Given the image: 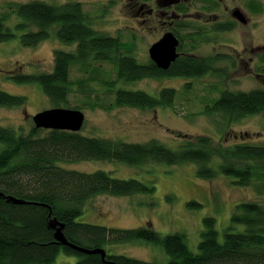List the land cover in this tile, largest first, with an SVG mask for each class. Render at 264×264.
<instances>
[{"label": "trees", "instance_id": "trees-1", "mask_svg": "<svg viewBox=\"0 0 264 264\" xmlns=\"http://www.w3.org/2000/svg\"><path fill=\"white\" fill-rule=\"evenodd\" d=\"M142 1V5H146L149 0ZM163 2L162 8L170 12V32L179 41V56L167 70L159 69L151 60L139 63L131 55L132 48L119 36L95 28L94 19L79 2L7 3V10L0 12V44L19 38L22 47L35 48L54 36L60 43L74 46L72 51L54 52L51 72L16 74L10 79L15 83L39 85L55 108L66 106L72 92L87 100L94 96L95 100L86 104L93 110L134 108L145 111L173 107L175 89L162 88L157 95H150L123 86L144 79L224 75V71L212 68L207 59L192 51L200 43H216L218 35L232 32L237 23L224 20L199 26L184 18L176 20V14H187V8H178L170 0ZM205 3L203 9L208 13L218 9L214 0ZM246 7L253 14L262 12L260 0H247ZM185 46L190 49L184 51ZM100 63L112 66L115 79L105 77ZM73 66L79 68L81 77L70 78ZM257 76L264 77V56ZM96 85L103 88L104 95L113 98L110 103H99ZM189 86L190 82L184 88L189 90ZM24 104V97L0 91V108ZM203 113L219 115L225 127L249 116L261 115L264 119V89L221 91ZM81 161L113 162L136 168L153 164H192L196 166L199 179L228 177L234 186L252 188L258 195L264 193V144L236 143L218 148L210 138L195 136L172 149L157 140L127 143L87 137L79 132L32 127L24 133L0 127V192L24 201L15 204L0 198V264H53L60 253L77 256L78 264H105L98 254L86 255L60 245L50 226L53 219L63 225L62 232L69 243L87 249H103L106 259L117 264H154L106 251V247L136 242L160 247L168 257V264H264V202L235 205L231 224L222 232L221 239L215 220L204 218L196 252L189 249L181 233L162 235L150 226L116 229L79 222L86 205L97 196L152 195L155 191L152 182L118 179L105 171L84 173L58 166ZM188 207L198 208L199 205L189 202ZM237 225L243 226V231H234Z\"/></svg>", "mask_w": 264, "mask_h": 264}, {"label": "rangeland", "instance_id": "rangeland-1", "mask_svg": "<svg viewBox=\"0 0 264 264\" xmlns=\"http://www.w3.org/2000/svg\"><path fill=\"white\" fill-rule=\"evenodd\" d=\"M29 1L34 0H0V12L7 10L5 6L9 2ZM39 1L54 5L67 1L81 3L83 10L94 19L95 28L105 34L119 36L126 46L132 48L131 55L139 63L150 60L149 47L171 31L170 12L162 8L163 0H149L146 5H142V0ZM214 1L219 2L218 9L205 13L198 9L201 4L186 0L184 4L189 10L187 15H180V18L193 21L199 26L206 23L205 26H210L213 22L236 21L232 16L236 10L244 15L246 24L237 22L232 32L218 35L216 43H200L192 51L207 59L212 68L224 71V75L210 74L194 79H144L124 85L125 89L141 90L150 95H157L162 88L176 90L173 107L145 111L134 108L93 110L86 104L93 102L94 96L87 100L72 92L68 96V104L60 108L83 112L84 123L79 133L87 137L127 143L157 140L172 149L181 141L195 136L210 138L213 146L218 148L236 143L264 144V119L261 115L249 116L225 127V121L219 115L203 113L221 91L264 89V77L257 76V69L264 56V0H260L262 12L259 14L248 10L247 0ZM189 49V46H185L184 51ZM56 50L72 51L74 46L62 44L54 36L35 48L22 47L19 38L0 44V91L25 98V104L21 107L0 108V127L27 133L34 127V115L55 108L39 85L15 83L10 77L51 72ZM218 54L228 57H216ZM98 65L106 78L115 79L110 64ZM78 70L77 66H73L71 79L81 77ZM188 82L189 90L184 88ZM96 89L99 90V103L107 104L113 100L111 96L104 95L103 88L96 85ZM58 166L84 173L105 171L118 179L152 182L155 187L152 195H100L93 198L78 221L116 229L150 226L162 235L181 233L192 252H196L204 218L215 220L221 239L222 232L231 224L235 205L242 202H264V193L258 195L252 188L234 186L231 178L219 176L209 181L199 179L196 166L192 164H153L136 168L113 162L81 161L59 163ZM189 202H196L199 207H188ZM243 229L240 225L233 228L237 232ZM106 251L108 254L124 255L154 264H168V257L160 247L143 242L106 247ZM53 264H78V257L60 253Z\"/></svg>", "mask_w": 264, "mask_h": 264}, {"label": "water", "instance_id": "water-1", "mask_svg": "<svg viewBox=\"0 0 264 264\" xmlns=\"http://www.w3.org/2000/svg\"><path fill=\"white\" fill-rule=\"evenodd\" d=\"M234 17L241 23L246 24L247 20L239 10L234 11ZM179 41L172 32L165 33L157 42L153 43L148 49L150 60L161 70H167L170 65L178 58L177 52ZM34 127L42 130H61L69 132H79L84 123V114L79 110L66 108H53L37 113L32 118ZM0 198L8 202L22 204L24 201L12 196H6L0 192ZM50 226L54 229L55 240L62 246L86 255L98 254L105 264H117L106 259V252L103 249H87L78 247L68 242L62 230L63 225L53 219Z\"/></svg>", "mask_w": 264, "mask_h": 264}, {"label": "flooded vegetation", "instance_id": "flooded-vegetation-1", "mask_svg": "<svg viewBox=\"0 0 264 264\" xmlns=\"http://www.w3.org/2000/svg\"><path fill=\"white\" fill-rule=\"evenodd\" d=\"M186 0H172V4H174L176 7H178V8H180V7H182V6H184V7H186L187 8V10H189L188 8V6L186 5V4H184V2H185ZM206 1H209V0H191V3L192 2H194V3H199V4H201V6H199V8L198 9H200V10H202V12H205V13H208V12H206L203 8L206 6ZM217 3H218V7H219V2L218 1H216ZM193 5V4H192ZM180 15H182V14H179V13H177L176 14V20H178V19H180ZM185 15H187V14H185ZM185 15H183V16H185ZM233 18L236 20L235 22L237 23H240L235 17H234V12H233ZM207 24V23H206ZM206 24H203V25H206Z\"/></svg>", "mask_w": 264, "mask_h": 264}]
</instances>
